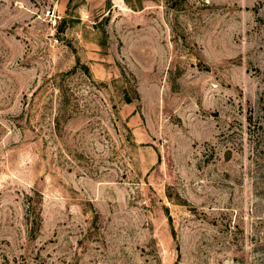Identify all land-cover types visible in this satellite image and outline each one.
<instances>
[{
    "label": "rangeland",
    "instance_id": "374dc122",
    "mask_svg": "<svg viewBox=\"0 0 264 264\" xmlns=\"http://www.w3.org/2000/svg\"><path fill=\"white\" fill-rule=\"evenodd\" d=\"M0 264H264V0H0Z\"/></svg>",
    "mask_w": 264,
    "mask_h": 264
}]
</instances>
